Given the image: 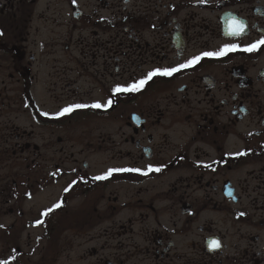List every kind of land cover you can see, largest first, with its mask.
<instances>
[{
  "label": "flooded vegetation",
  "instance_id": "obj_1",
  "mask_svg": "<svg viewBox=\"0 0 264 264\" xmlns=\"http://www.w3.org/2000/svg\"><path fill=\"white\" fill-rule=\"evenodd\" d=\"M262 40L264 0H0V264H264Z\"/></svg>",
  "mask_w": 264,
  "mask_h": 264
},
{
  "label": "snow or ice",
  "instance_id": "obj_2",
  "mask_svg": "<svg viewBox=\"0 0 264 264\" xmlns=\"http://www.w3.org/2000/svg\"><path fill=\"white\" fill-rule=\"evenodd\" d=\"M76 0H73V3H75ZM243 30V25L239 24L238 27L234 30L233 34H239L240 31ZM259 44H264V40L257 42V44L250 45L246 47L244 50L245 51H253L255 50ZM239 46L238 45H226L224 49L218 52H204L200 56L193 57L191 60L187 61L184 64L179 65L178 67H173V68H164V69H155L152 72H149L146 76V78L139 80L138 82H134L132 84H129L127 86H120L117 85V87L114 89L115 92L117 93H122V92H138L140 91L149 80H151L153 77L161 75V76H172L174 73L179 72L181 69L187 68L189 66L194 65L195 63L199 62L203 57H218L222 56L225 54V51H233L236 50ZM113 101L112 99H109L106 103L102 104L100 102H96L92 105H83V104H76L69 106L67 108H64L60 113L57 115H64L65 113L71 112L73 109L76 108H85V107H93V108H107L112 105ZM44 115H48V113H44ZM138 119V118H137ZM210 166V165H209ZM115 171H134V172H140L141 169H111L109 170L106 174L102 176H97L95 179L100 180V179H107L109 176H111L112 172ZM148 171H161L160 167H155L149 166ZM147 174V173H144ZM61 206L60 203H57L53 205L52 208H49L45 211L44 215H47L49 212L53 211L55 208H59ZM37 223H41L40 221H37ZM209 247L211 249L219 248L220 247V242L218 240H213L211 241ZM14 259V257H13ZM2 264H8V261L2 262Z\"/></svg>",
  "mask_w": 264,
  "mask_h": 264
},
{
  "label": "rangeland",
  "instance_id": "obj_3",
  "mask_svg": "<svg viewBox=\"0 0 264 264\" xmlns=\"http://www.w3.org/2000/svg\"><path fill=\"white\" fill-rule=\"evenodd\" d=\"M17 114H19V122L26 124L28 122V117L26 114H23L21 111H18ZM88 126V125H87ZM85 125H81L79 127L78 133L82 131V129L88 128ZM91 133L88 139L90 140L89 143L91 144V148H88L86 150L88 155L89 160L91 161V165L95 168H101L103 160L105 157L109 154L110 152L115 149H112L113 142H117L120 138V133H119V126L116 121H112L111 119L105 120V119H94V121L91 124ZM103 139H107L106 141H103ZM81 146H85L84 142H78V149L81 148ZM109 149H106V148ZM9 220V217H8ZM71 257L77 256L80 253L79 249H72ZM68 254V253H65ZM64 254V255H65ZM63 256V255H62ZM65 263H70L68 259L65 257H62Z\"/></svg>",
  "mask_w": 264,
  "mask_h": 264
}]
</instances>
